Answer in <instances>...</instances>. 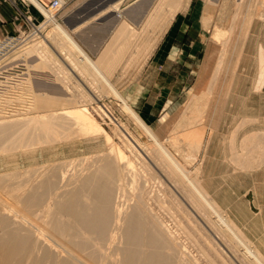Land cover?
<instances>
[{"label": "rangeland", "instance_id": "rangeland-1", "mask_svg": "<svg viewBox=\"0 0 264 264\" xmlns=\"http://www.w3.org/2000/svg\"><path fill=\"white\" fill-rule=\"evenodd\" d=\"M39 1H42L45 7L48 6L49 0ZM77 1L72 0L56 11V17L61 16L64 20L74 8H79L84 0L75 5ZM131 1L116 2L124 11L137 0ZM149 1L143 19L138 27H134L136 33H133L134 36L123 57L110 76L116 89L150 127L156 138L169 147L172 138L180 134L178 126L176 127L180 118L186 113L191 115L188 109L192 102L190 97L192 91L197 90L196 85L204 64L208 63L209 57H214L213 53L221 46L222 41L218 43L211 38L213 24L217 23L223 29L228 28V25L226 22H218L217 13L220 14L219 7L223 0H180L178 9L172 15H169L167 0ZM210 1L215 4L210 5L214 8V15L209 27L205 28L202 15ZM16 2L18 11L13 23L18 29L11 36H19V29L28 33L33 25L40 24L37 31L41 33L36 32L34 35L37 36L24 39L22 44L3 60L15 64L21 63V60L27 62L26 82L30 91L22 89L26 96H18L12 101L0 99V119H14L51 109L84 105L110 135L111 142L120 147L134 162L135 179L132 182L129 175L125 176L122 192L124 195L118 200L122 207L126 208L131 203L133 194L142 191L144 201L154 219L160 222L176 247L179 259L175 260L174 264H253L241 246L229 239L216 218L200 207L188 191L154 158L152 140L128 118L120 101L108 90H99L98 81L90 78L88 73L62 50L61 40L37 8L28 0H15L14 3ZM20 3H23L25 8L34 9V14L25 9L20 10ZM260 8V0H241L235 10L231 30L226 32L228 42L223 62L214 89L208 96L209 105L200 121V125L205 128L204 133L210 135L204 150L207 149L201 150L193 163L194 166L201 167L197 177L203 182L206 190L248 240L258 246L264 254V246L259 240L264 235V168L250 172L234 169L235 166L228 156L221 152L220 142L224 140L219 136L220 132L229 131L237 124L238 114L245 120L244 128H258L264 132V76L261 78L264 71L259 68L257 58L260 47L264 48V20L259 16ZM104 12L102 9L100 13ZM55 14L53 16L57 20ZM27 16L30 21L26 19ZM94 16L86 19L87 22L94 19ZM59 23L62 25L65 22ZM84 23L85 21L80 25ZM80 25L73 28L70 35L85 49L84 46H89L92 36L91 28L82 29ZM176 28L178 31L174 32ZM112 38L106 46H110ZM57 54L64 59V63L57 59ZM31 57L36 58L33 63L29 61ZM37 62L47 71L39 70L33 73L30 66ZM15 70H20L19 66ZM35 78L43 80L35 82ZM63 92L67 93V98L74 101L73 104L48 97ZM28 95L31 100L32 96L36 95L34 99L38 98L41 103L28 108ZM2 103H12L15 109L10 112L3 110ZM97 105L102 106L106 115L98 111ZM125 133L131 134L141 149H133L125 140ZM81 137H58L49 139L48 144V140L42 139L41 145L38 142L28 149L18 147L12 152L5 149L7 141L1 142L0 146L4 151L0 153V174L6 176L2 188L10 190L22 183L26 171L30 173L37 169V172L44 173L45 177L51 171L58 170L64 174V178L57 180V195L67 194L94 168L95 163L105 156L108 148L101 136ZM176 137L173 138L174 141ZM225 142L227 144V141ZM225 147L227 148L226 145ZM183 163H186L185 160ZM189 166L186 163V167ZM118 242L121 244L122 240L119 239ZM111 262L120 264L117 256H114Z\"/></svg>", "mask_w": 264, "mask_h": 264}, {"label": "bare ground", "instance_id": "bare-ground-1", "mask_svg": "<svg viewBox=\"0 0 264 264\" xmlns=\"http://www.w3.org/2000/svg\"><path fill=\"white\" fill-rule=\"evenodd\" d=\"M30 1L44 16V20L52 25L54 34L62 42V50L66 51L71 56V60L85 70L90 78L98 81L102 88L108 90L120 101L128 118L152 140L154 158L168 170L175 181L188 191L200 207L216 218L229 239L241 246L253 264H264V254L258 246L248 240V237L206 190L203 182L197 177L201 167L194 166L193 163L208 144L210 135L204 133L205 128L200 125V121L209 105L208 96L214 89L227 47V33L231 30L232 20L236 15L235 10L241 0H223L219 7L218 22H226L228 28L223 29L217 23L213 24L211 38L218 43L222 41L221 46L216 53H213L214 57H209L208 63L204 64L196 85L197 90L192 91L190 97L192 102L188 109L191 115L186 113L180 118L176 125L180 134L175 136L176 141L173 140L175 137L171 142L169 141V147L156 138L154 132L132 109L110 80V73L123 57L127 45L134 36V27L125 22L120 26L113 37L112 46L104 50L102 63L105 62V66L102 67L100 60H93L63 25L57 22L53 16L56 12L55 8L43 7L36 0ZM116 1L106 4L108 11H122ZM149 2V0L136 1L132 7L134 14L137 17L143 16ZM97 5V0H87L75 9V12L82 15L84 10L96 8ZM179 5L180 0H167L169 15H172ZM210 5H213L211 1L208 6H205L206 9L202 15L205 28L209 27L214 15L215 4L212 7ZM260 6L259 16L264 20V0H260ZM37 28L38 26H34L33 32L31 31V34L26 32L27 35L25 34L24 37L22 36L24 30L20 29V39H12L1 44L0 99L12 101L18 96H26L22 89L26 92L30 91V86L26 82L28 80L27 62L24 63L21 60V63L15 64L3 60L13 49L21 45L24 39L37 36L34 35L36 32L40 34ZM257 58L259 68L264 71L263 47H260ZM57 59L64 63V59L59 54ZM17 66L22 72L16 73ZM30 67L33 73L39 70L47 71L39 66V62ZM3 70H11L12 73H4ZM261 76L263 79L264 75ZM66 94L63 92L48 97L73 104L74 101L67 98ZM35 96H32V100L30 96L29 103H25L28 108L41 103L38 98L34 99ZM1 105L4 106L3 110L6 109L9 112L15 109L12 103ZM97 108L99 112L106 115L101 105H97ZM236 119L238 120L236 125L229 131L219 134L224 140L220 142L221 152L228 156L235 166L234 169L246 172L260 171L264 168V132L258 128L253 130L244 128L245 120L240 114L236 115ZM118 125L121 126L119 123ZM121 129L125 131L123 127ZM130 135L126 133L124 135L127 143L135 150L141 149ZM69 136L74 138L101 136L108 148L105 156L100 158L94 168L67 194L57 195V180L64 178V174L62 175L58 170L51 171L45 177L44 173H38L37 169L30 173L26 171L23 182L10 190L2 188L6 176L0 174V264H112L114 256L119 258L120 264H174L175 260L179 259L176 255V247L160 222L154 219L144 201L142 191L133 194L131 203L126 208H123L118 200L124 195L122 192L125 176L129 175L132 182L135 179L134 162L120 147L111 142L110 135L84 105L61 107L14 119H0V143L7 141L5 149L8 152L18 147L28 149L42 139L48 140V144L49 139L58 137L66 139ZM2 151L4 148L0 146V153ZM183 160L190 166L186 167ZM119 239L122 240L121 244L118 242ZM259 240L264 246V235Z\"/></svg>", "mask_w": 264, "mask_h": 264}, {"label": "crops", "instance_id": "crops-1", "mask_svg": "<svg viewBox=\"0 0 264 264\" xmlns=\"http://www.w3.org/2000/svg\"><path fill=\"white\" fill-rule=\"evenodd\" d=\"M14 1L15 0H0V40L2 38H4L5 36H11V35L15 34L17 29H18L16 27V25L13 23V21H14L13 18L15 17L16 12L18 11V9H17L18 3L17 2L14 3ZM28 1L30 3H32L35 8H37L32 1H30V0H28ZM36 1L38 3H40L43 7H45L42 1H39V0H36ZM81 1L82 0H78L75 3V5L80 3ZM85 1H87V0H84L83 2H85ZM114 1L115 0H107L106 4H109L110 2H114ZM133 1L134 0H132L131 2H133ZM97 2L99 3L100 0H97ZM131 2H129V4ZM47 3L49 4V1H47ZM20 4H21L19 6L20 10L24 11V9H25V11H27L28 13H30L32 15L34 14V9H31L27 6H26L27 8H25L23 3H20ZM106 4L104 7L100 8V9L94 8L92 10H90V9L84 10V12H83L84 15L82 14V16H84V18H85V19H83V21H85V23L83 25L78 24V25H80V28H82V29H86L88 27H89V29L91 28L90 31H91L92 36H91V39L89 42V46L88 47L84 46L85 49L82 48L78 42L77 43L93 60H95V61L100 60L99 63L102 67L105 66L104 65L105 62L102 63V61H103L102 55L104 53V50L108 47V46H106V44L112 37H115L117 30L122 25L123 19H124L125 23H128L133 27H138L139 22L144 17V15L141 17H137L134 14V12L132 10L134 3H132V6L127 7V9H125L124 11L122 8L121 12H118V11L116 12L113 10L112 13H111V10L108 11V7ZM102 9H103V11L105 10V12L103 14L100 13ZM73 11L75 12V8L68 15V17L73 13ZM85 12H86V14H85ZM109 12H110V14H108ZM75 14H77V13L75 12ZM77 15H81V14L79 13ZM93 15H95L94 19L87 22L86 19L91 18ZM55 17H56V14H55ZM57 20L59 22H63V21L65 22V19L64 20L61 19V16L59 18H57ZM86 22L88 23V25ZM65 23H62V25L69 33H72V29L76 28L78 26V25H76V26L71 28L68 25H66ZM177 28L174 30V32L178 31ZM37 30H38V28H37ZM113 40H114V38H112V42H113ZM110 46H112V43L110 44ZM34 60H36V58L31 57V59L29 61H30V63H33ZM36 80H43V79L35 78L34 81L37 82ZM110 80H111V76H110ZM99 90L105 91V89L102 88L101 84H99Z\"/></svg>", "mask_w": 264, "mask_h": 264}, {"label": "built area", "instance_id": "built-area-1", "mask_svg": "<svg viewBox=\"0 0 264 264\" xmlns=\"http://www.w3.org/2000/svg\"><path fill=\"white\" fill-rule=\"evenodd\" d=\"M71 0H49V4H48V6H47V8H55L56 9V11H58L57 9H59V8H62L64 5H66L67 3H69ZM26 19L28 20V21H30L29 20V18H28V16L26 17ZM31 25H33V24H31ZM34 29V25H33V27L31 28V31ZM31 31H29L28 33H30ZM26 34V32H25V30L23 31V34ZM27 35V34H26ZM25 35V36H26ZM20 36H21V34H19V36H17V37H15V36H5L4 38H2L1 39V41H0V46H1V44L2 43H5V42H7V41H9V40H12V39H16V40H18V39H20ZM23 37H24V35H22ZM10 69V68H9ZM20 69V68H19ZM18 72H16V73H19V72H22V71H20V70H17ZM2 72H4V73H12V71L11 70H3Z\"/></svg>", "mask_w": 264, "mask_h": 264}, {"label": "water", "instance_id": "water-1", "mask_svg": "<svg viewBox=\"0 0 264 264\" xmlns=\"http://www.w3.org/2000/svg\"><path fill=\"white\" fill-rule=\"evenodd\" d=\"M106 2H107V0H100V2H99L100 4L98 3V5L96 6L95 9H100V8L104 7ZM83 19H85L84 16L77 15L74 13V14L70 15L69 17L67 16L65 18V21H66V24L72 28V27L80 24L83 21Z\"/></svg>", "mask_w": 264, "mask_h": 264}]
</instances>
